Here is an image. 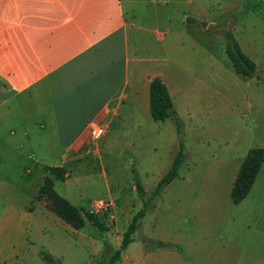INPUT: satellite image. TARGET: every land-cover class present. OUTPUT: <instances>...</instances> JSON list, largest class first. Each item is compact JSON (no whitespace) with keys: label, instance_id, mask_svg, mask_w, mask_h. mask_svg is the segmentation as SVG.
Instances as JSON below:
<instances>
[{"label":"crops","instance_id":"obj_1","mask_svg":"<svg viewBox=\"0 0 264 264\" xmlns=\"http://www.w3.org/2000/svg\"><path fill=\"white\" fill-rule=\"evenodd\" d=\"M131 1L0 0V260L3 263L56 261V242L51 241L52 234L45 222L47 217H53V221L56 218L43 201H34L33 196L42 183L44 165L64 166L66 178L70 174L67 162L91 151L90 145L95 141L89 134V121H103L106 135L115 120L120 124L125 119L136 120L142 112L150 113L149 82L155 76L165 83L173 106L174 97L181 95L178 75L141 65L135 39L134 45L131 41L141 25L126 14V10L134 14ZM180 11L177 19L183 27L175 29L170 27L168 12L153 13L155 22L157 18L167 19V30L156 33L157 38L180 42L187 39L184 28L193 30L198 21L193 12H185L184 6ZM245 50L256 57L255 61L243 50L257 67V49ZM261 71L259 68L257 72ZM255 103L261 120L262 98L255 97ZM175 110L172 115L178 114ZM187 114L190 116L183 123L184 136L190 147L186 151L195 154L199 144L193 134L196 124L193 113ZM169 119L172 118L157 120ZM149 124L145 123L144 128ZM262 124L264 119L257 123V134H262L258 131ZM133 126L138 128L139 124ZM251 147L264 148V145L258 142ZM251 147L241 142L233 146L235 160L228 163L226 175H177L163 187L178 179V192L172 198L176 199L181 214L185 206L192 208V237L170 235L163 229L161 216L170 201L162 189L147 204L132 240L120 250L113 264H264V160L248 194L236 203L230 195L241 161ZM177 150L172 153L171 163ZM110 199L112 208L109 218H104V229L115 233L118 249L123 232L118 233L117 215L120 212L132 216L142 203L135 209L130 201L119 204L116 198ZM33 215L34 222H23L24 217ZM148 215L157 217L150 231L142 228ZM110 217L114 222L105 223ZM71 229L76 232L80 228L71 226Z\"/></svg>","mask_w":264,"mask_h":264},{"label":"rangeland","instance_id":"obj_2","mask_svg":"<svg viewBox=\"0 0 264 264\" xmlns=\"http://www.w3.org/2000/svg\"><path fill=\"white\" fill-rule=\"evenodd\" d=\"M130 4L134 14L126 10L127 17L141 25V29L137 28L131 36L132 44L133 38L136 42V55L142 58L141 65L178 75L180 79L181 95L174 97L175 108L173 106L178 114L177 119L166 122L154 120L149 111L142 112L136 120L125 119L120 124L115 120L106 135L102 133L93 139L90 152L67 162L69 176L55 180L54 187L74 204L90 209L91 201L98 198H116L119 204L130 201L137 209L142 199L134 184V172L143 187L151 190L170 166L172 153L178 149L180 141L186 159L179 167L178 175L194 176L226 175L228 163L235 160L233 146L240 142L248 147L258 142L264 145V124L258 129L262 134L256 133L257 123L261 124L264 116L261 112L259 119L258 104L255 103V97H261L264 107V0H194L192 3L187 0H133ZM183 6L185 12H193L198 21L193 30L184 28L187 39L180 42L167 37L164 40L157 38L156 33L167 30V19L157 18L158 22H155L153 13L168 12L172 20L170 27L175 29L183 27L177 19ZM224 30H231L241 49L255 61L256 57L245 49H257L255 71L263 69L259 73L261 78L253 76L254 71L249 76L236 72L225 50ZM138 103L142 105V101ZM187 111L193 113L192 120L196 124L193 134L199 144H196L198 152L195 154L186 151L190 147L183 125L190 116ZM177 121L182 124L180 133ZM136 122L138 128L133 126ZM145 123H150L147 128H144ZM119 126L122 129H114ZM177 180L163 189L170 202L161 221L165 223L163 229L170 235L190 238L192 208L185 206L181 214L176 199L172 198L178 192ZM51 214L56 221L47 217L45 222L58 253L52 264H105L116 251L115 233L100 229L89 220L75 232L70 224ZM108 215L104 218H109ZM17 217L20 220V215ZM130 217L120 212L117 215L119 234L126 229ZM35 218L34 215L26 216L23 222L32 223ZM156 218L148 215L142 228L150 231ZM113 222L114 219L105 220L108 224ZM0 264L7 263L0 260Z\"/></svg>","mask_w":264,"mask_h":264},{"label":"trees","instance_id":"obj_3","mask_svg":"<svg viewBox=\"0 0 264 264\" xmlns=\"http://www.w3.org/2000/svg\"><path fill=\"white\" fill-rule=\"evenodd\" d=\"M226 37V53L236 72L242 75H251L256 70L255 62L241 49L239 42L231 30H224ZM256 78H261L255 71ZM149 110L151 117L155 120L171 117L177 119L173 113V102L165 83L158 77H153L149 82ZM178 133L182 130V124L176 122ZM186 159L184 145L179 142L178 150L173 158L171 166L157 181L151 190H146L141 184L137 173L134 172L133 179L142 199V207L133 213L126 229L122 234L120 248H118L105 264H113L117 259L120 250L131 240L136 230L138 220L144 216L147 204L163 189V187L174 179L179 173V167ZM264 160L263 147H251L244 155L238 168L231 189V199L234 203L245 197L254 181V178ZM44 177L42 183L36 190L33 200L43 201L45 207L56 214L60 219L70 224L73 228L79 229L84 225L85 220L91 221L100 229H104V215L93 211L90 208L78 206L67 197L60 194L54 187L55 180H64L65 167L61 165H44ZM44 259L52 261L47 254H42ZM100 264V263H99Z\"/></svg>","mask_w":264,"mask_h":264},{"label":"built area","instance_id":"obj_4","mask_svg":"<svg viewBox=\"0 0 264 264\" xmlns=\"http://www.w3.org/2000/svg\"><path fill=\"white\" fill-rule=\"evenodd\" d=\"M106 124L103 121L91 120L88 122V129L91 138L95 139L105 131ZM93 211L101 214H109L112 208V201L110 198L94 199L90 203Z\"/></svg>","mask_w":264,"mask_h":264},{"label":"water","instance_id":"obj_5","mask_svg":"<svg viewBox=\"0 0 264 264\" xmlns=\"http://www.w3.org/2000/svg\"><path fill=\"white\" fill-rule=\"evenodd\" d=\"M253 74H255V71L253 72Z\"/></svg>","mask_w":264,"mask_h":264}]
</instances>
